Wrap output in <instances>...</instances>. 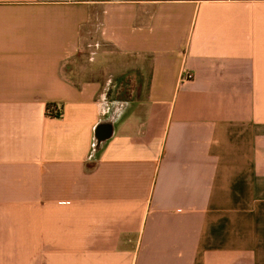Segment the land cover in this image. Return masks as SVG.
Segmentation results:
<instances>
[{"label": "crops", "instance_id": "obj_1", "mask_svg": "<svg viewBox=\"0 0 264 264\" xmlns=\"http://www.w3.org/2000/svg\"><path fill=\"white\" fill-rule=\"evenodd\" d=\"M0 264H264V0H0Z\"/></svg>", "mask_w": 264, "mask_h": 264}, {"label": "water", "instance_id": "obj_2", "mask_svg": "<svg viewBox=\"0 0 264 264\" xmlns=\"http://www.w3.org/2000/svg\"><path fill=\"white\" fill-rule=\"evenodd\" d=\"M118 113L113 112L105 119L100 120L94 128L93 144L91 154L96 153L112 135L113 125Z\"/></svg>", "mask_w": 264, "mask_h": 264}, {"label": "built area", "instance_id": "obj_3", "mask_svg": "<svg viewBox=\"0 0 264 264\" xmlns=\"http://www.w3.org/2000/svg\"><path fill=\"white\" fill-rule=\"evenodd\" d=\"M180 78L182 80H189L190 78H192V72L188 69H182V73L180 75ZM51 110V108H49Z\"/></svg>", "mask_w": 264, "mask_h": 264}, {"label": "rangeland", "instance_id": "obj_4", "mask_svg": "<svg viewBox=\"0 0 264 264\" xmlns=\"http://www.w3.org/2000/svg\"><path fill=\"white\" fill-rule=\"evenodd\" d=\"M124 94H126V92H124V89H123V92H121L119 96L124 95Z\"/></svg>", "mask_w": 264, "mask_h": 264}]
</instances>
